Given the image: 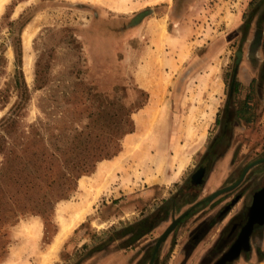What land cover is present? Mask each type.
Masks as SVG:
<instances>
[{
  "label": "rangeland",
  "instance_id": "1",
  "mask_svg": "<svg viewBox=\"0 0 264 264\" xmlns=\"http://www.w3.org/2000/svg\"><path fill=\"white\" fill-rule=\"evenodd\" d=\"M262 23L264 0L6 2L0 10V120L22 93L13 80L18 57L26 99L13 130L0 128V161L11 147L20 151L16 139L40 119L35 130L43 138L30 149L44 145L60 156L56 146L75 141L76 129L91 131V142H105L129 121L132 129L122 133L114 156L81 174L52 213H25L7 224L0 264H42L45 258V264H79L89 250L108 249L111 233L177 188L215 130L235 51ZM84 207L83 222L50 251L62 222ZM245 264H264V256Z\"/></svg>",
  "mask_w": 264,
  "mask_h": 264
},
{
  "label": "flooded vegetation",
  "instance_id": "2",
  "mask_svg": "<svg viewBox=\"0 0 264 264\" xmlns=\"http://www.w3.org/2000/svg\"><path fill=\"white\" fill-rule=\"evenodd\" d=\"M239 26L237 28H241ZM247 27L248 24L245 34ZM255 29L251 46L261 50L264 23ZM242 44L235 51L226 99L217 116L215 130L196 164L176 193L150 209H141L142 214L118 229L117 235L111 233V248L132 247L137 243L139 257L148 258L147 264H165L180 238L182 260L179 264H189L193 257H196L193 264H245L264 256V149L258 154H236V149L231 152L235 125L250 122L247 104L252 92L257 95L264 88V82H260L264 78V59L257 58L253 52L243 55ZM243 60L248 64L243 66L240 63ZM252 69L258 73V80L254 82ZM248 76L253 80L246 84L247 101L238 103L239 80ZM258 95L260 102L261 94ZM228 152L231 153L228 155ZM220 165L218 184L202 194ZM175 220V225L156 248L159 237Z\"/></svg>",
  "mask_w": 264,
  "mask_h": 264
},
{
  "label": "trees",
  "instance_id": "3",
  "mask_svg": "<svg viewBox=\"0 0 264 264\" xmlns=\"http://www.w3.org/2000/svg\"><path fill=\"white\" fill-rule=\"evenodd\" d=\"M19 54V52H18ZM20 57L16 61L14 84L22 93L18 101L10 108V114L2 117L0 128L7 133V128L13 130L15 116L26 99L22 88L24 81H20L21 72L18 70ZM36 87L43 86V80L36 70ZM40 121L31 125L32 130L26 135L16 139L20 151H13L11 147L0 161V237H5V242L0 245V259L6 253L5 243L6 226L16 221L17 217L25 213H35L41 216L53 212L54 204L75 189L77 179L81 174L91 172L97 161L114 156L119 150V139L125 131L114 127L107 140L103 142L90 141L91 131L76 129L75 141L67 143L64 147L56 148L61 156L49 153L47 146H39L38 150L30 149L36 142H41L42 135L35 129L39 128ZM96 135V137H99ZM100 138V137H99ZM3 140L0 141V151L4 148ZM3 152V151H2ZM74 153V156L70 154ZM60 156V157H59Z\"/></svg>",
  "mask_w": 264,
  "mask_h": 264
},
{
  "label": "crops",
  "instance_id": "4",
  "mask_svg": "<svg viewBox=\"0 0 264 264\" xmlns=\"http://www.w3.org/2000/svg\"><path fill=\"white\" fill-rule=\"evenodd\" d=\"M240 24L241 21L240 19H238L236 26L238 27ZM255 30H256L255 27L253 28L251 27V29L247 31V37L244 38L243 40V44L241 45V50L243 52V55H246V52L247 53L253 52L255 55H257V58L260 57V59H264V57L260 56L259 53L264 51V46H262L261 50H258V48L251 46V42H253ZM243 57L244 56H242V58ZM240 63L244 64L243 66H245V64L246 65L248 64L245 60H243ZM251 72L252 74L253 73L255 74L256 79L253 80L251 79V77L248 76V78L246 77L247 79H245V77H242L239 80L240 83L238 88V94L236 96V100L238 103L241 101H247L245 95L248 93L249 90L246 87V84L249 85V82L251 80H253L252 82L258 80L257 78L258 73H256V69H252ZM261 80L262 81L260 82H264V78H261ZM259 93L261 94L260 102L258 101ZM259 93L256 95L255 92H252V96H251L252 98L248 100L249 103L247 104V106L249 107L248 110L249 113L251 114L250 122L248 123H246L245 121L239 122L238 124L235 125L233 129L234 144L232 145L231 152L232 150L236 149L237 150L236 154H245V153L258 154L262 151V149H264V88H262ZM231 152H228V155ZM219 169L220 170H216L213 173V175L211 176V181L209 182L208 185H206L202 194L208 192L211 188L215 187L218 184L222 165H220ZM174 182H176V180ZM181 182L183 183V181ZM182 183H180L178 187L173 189L171 193H169L168 195L164 197L161 196L163 200H159L158 202L160 203L171 197L174 193H176L177 190H179V187L181 186ZM75 228L73 230H75ZM176 243L177 245L175 246L172 255L165 259L166 261L165 264H179L181 262L182 257L180 256V246L182 244V238H180ZM80 244H83V241ZM137 246H138L137 243L132 247L116 246L114 248H111L108 245V249H106L105 251H102L101 248L95 247L94 250H89V253L87 254L86 258L82 260L79 264H147L149 259L146 258L145 261L144 258L139 257ZM195 259L196 257L191 258L189 264H193ZM239 264H244V263L241 262Z\"/></svg>",
  "mask_w": 264,
  "mask_h": 264
},
{
  "label": "bare ground",
  "instance_id": "5",
  "mask_svg": "<svg viewBox=\"0 0 264 264\" xmlns=\"http://www.w3.org/2000/svg\"><path fill=\"white\" fill-rule=\"evenodd\" d=\"M9 0H0V10L2 9L3 5L8 2ZM31 37V33L26 32L24 35V41L26 45L29 44ZM87 209L89 208H81L79 210H76L69 221L62 222V227L60 228V232L54 237L55 239L53 240L52 244L50 245V251L55 250L58 245L60 244L62 238L69 233L80 221H82ZM65 221V220H63ZM47 258L44 259L42 264H45L47 262Z\"/></svg>",
  "mask_w": 264,
  "mask_h": 264
},
{
  "label": "water",
  "instance_id": "6",
  "mask_svg": "<svg viewBox=\"0 0 264 264\" xmlns=\"http://www.w3.org/2000/svg\"><path fill=\"white\" fill-rule=\"evenodd\" d=\"M175 223H176V220L173 221V223L170 225V227H168V229H167L166 231H164V233L159 237V239H158V241H157V244H156V248H157V246L159 245L160 241H161L163 238H165V236L167 235V232L171 229V227H172L173 225H175ZM152 260H153V258L150 260V263L152 262Z\"/></svg>",
  "mask_w": 264,
  "mask_h": 264
}]
</instances>
